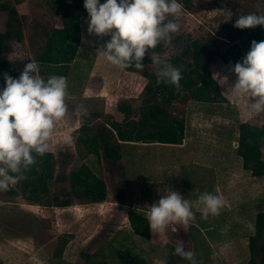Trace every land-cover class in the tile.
Returning a JSON list of instances; mask_svg holds the SVG:
<instances>
[{
    "label": "rangeland",
    "instance_id": "obj_1",
    "mask_svg": "<svg viewBox=\"0 0 264 264\" xmlns=\"http://www.w3.org/2000/svg\"><path fill=\"white\" fill-rule=\"evenodd\" d=\"M7 2L18 13L22 39L9 42L6 55L12 67L9 73H0V88L5 74L18 77L30 60L38 62L41 78L44 65L51 67L53 74L67 71V111L56 122L48 141V152L54 155L56 165L45 201L51 203L57 194L63 200L64 192L69 193L66 182L70 173L76 171L83 176L89 170L100 179L98 186L105 189L106 199L91 204L74 198L70 206L56 208L25 200L18 188V194L12 196L0 190V264H190L174 254V248L181 243L185 250L193 252L195 264H248L253 255L257 259L262 241L257 240L251 253L249 239L254 234L256 213L264 210V144L259 156L246 164L238 143V127L247 119L261 127L264 111H249L246 103H233L222 91L236 79L231 71L234 64L225 61L227 54L233 51L242 59L253 40H264V28L259 25L236 42L226 39V29L239 15H264V0H179L183 6L182 15L175 18L179 30L171 35L164 51L155 54L150 49L145 56L151 60L155 54L163 60L175 55L176 38L180 46L213 38L221 56L209 64V70L226 102L170 106L171 113L174 105L183 110L178 113L185 120L184 131L177 134V144H156L146 153L138 166L144 177L130 176L124 162L79 156L75 138L83 119L90 126L111 120L122 122L124 117L116 108L121 101L133 107L132 119L137 120L147 80L100 58L97 49L110 35H87L86 9L80 19L81 37L93 43L80 39L77 57L69 65L52 67L40 62L37 59L44 34L52 27H62L61 16L45 0ZM7 19V13L0 10L1 33L6 30ZM143 71L155 73L156 66L148 64ZM78 106H83L86 114L78 111ZM66 136L73 139L66 142ZM140 153H133L136 160ZM167 189L190 201L206 191L217 193L223 204L218 214L206 218L193 208V218L187 224L169 225L163 232L151 234L150 241L144 243L132 233L127 211L135 208L146 213ZM173 226L175 232L171 230ZM194 233L206 241L205 246L198 244V250L194 249Z\"/></svg>",
    "mask_w": 264,
    "mask_h": 264
},
{
    "label": "trees",
    "instance_id": "obj_2",
    "mask_svg": "<svg viewBox=\"0 0 264 264\" xmlns=\"http://www.w3.org/2000/svg\"><path fill=\"white\" fill-rule=\"evenodd\" d=\"M49 8L61 16L62 27H52L45 32V42L39 49L37 60L52 67L69 65L74 62L78 54L81 39L80 19L84 11L83 0H45ZM0 10L7 13L5 32H0V73H9L11 62L6 55L9 42H20L22 39L20 18L13 4L7 0H0ZM234 22L229 23L226 29V39L236 42L239 38L252 32L253 28L239 29L234 27ZM178 38L174 41L175 55L163 59L181 69L182 78L179 86L164 83L158 79L155 73L143 71L151 64V60L144 56L142 70L135 68L124 69L130 73L140 74L147 80L141 92V105L138 110V119L133 120L134 109L127 102H118L116 108L124 117L122 122L109 121L90 126L83 119L75 138V145L79 156H94L98 159L114 163H126L129 166L130 176L144 177L138 166L146 153L156 144H177V134L184 131L185 120L178 112L183 110L172 107V113L168 110L173 104L186 105L188 102L201 104L224 103L226 100L220 93L218 83L213 78L209 64L219 56L221 50L213 38L190 41L187 44L178 45ZM165 49V43L161 42L151 49L155 54H160ZM238 54L230 51L225 61L235 64L241 59ZM49 76L44 77L46 80ZM68 84V81H67ZM177 111V112H176ZM247 122V123H246ZM246 123V124H245ZM238 127V143L243 149L241 155L247 164L254 156H259L260 146L264 144V122L261 127L252 125V119L245 120ZM250 123V124H248ZM133 155V153H139ZM35 156V163L28 169L22 170V179L15 185L9 186L5 192L8 195H17L18 188L25 200L45 206L66 208L76 198L87 203H101L106 199V191L98 186L100 179L89 170L83 176L74 171L70 173L67 184L69 193L53 195L51 203L45 201L50 194V186L53 183L55 157L52 153ZM133 155V157H132ZM259 162V161H258ZM261 164V162H260ZM122 167L123 176L126 169ZM122 183L125 181L122 178ZM67 193V194H66ZM63 194V193H62ZM144 211L131 208L127 211V220L132 233L142 242L148 243L151 238L148 220ZM155 231V230H153ZM194 249L198 250V244L206 245V241L194 233ZM257 240H261L259 251L252 256L248 264H264V210L257 212L254 219V234L249 239V248L253 253ZM207 247V246H206ZM206 247L203 251L206 252Z\"/></svg>",
    "mask_w": 264,
    "mask_h": 264
},
{
    "label": "clouds",
    "instance_id": "obj_3",
    "mask_svg": "<svg viewBox=\"0 0 264 264\" xmlns=\"http://www.w3.org/2000/svg\"><path fill=\"white\" fill-rule=\"evenodd\" d=\"M83 7L88 14L87 35H110L97 49L100 58L120 69L142 70L146 51L170 41L180 27L175 18L183 13L179 0H83ZM257 25L264 28V15L248 13L239 15L233 26L247 29ZM81 39L93 43L83 36ZM151 63L156 66L158 79L179 86L180 68L155 54ZM231 71L235 82L226 85L223 94L233 103H246L249 111H264V40H253ZM38 73V62L30 60L18 77L4 75V86L0 88V190L22 179V170L35 163L33 153L42 156L49 150L48 141L55 124L67 111L66 77L50 75L45 80ZM220 79L226 81L227 77ZM77 110L87 112L83 106ZM72 139L65 137L66 142ZM222 204L223 198L217 193L206 191L190 201L167 189L166 194L148 206L145 215L150 230L159 233L177 222L187 224L193 218V208L206 218L218 214ZM171 230L175 232L176 228L173 226ZM174 254L195 264L193 252L185 250L183 243L174 248Z\"/></svg>",
    "mask_w": 264,
    "mask_h": 264
},
{
    "label": "crops",
    "instance_id": "obj_4",
    "mask_svg": "<svg viewBox=\"0 0 264 264\" xmlns=\"http://www.w3.org/2000/svg\"><path fill=\"white\" fill-rule=\"evenodd\" d=\"M61 66H63V65H61ZM44 68H46V69H43L44 71L42 72V74L44 75V77H46V76H50V75H66L67 74V71H66V73H58V72H56V74L54 73L53 74V70H52V68L51 67H45V65L43 66ZM48 70H52V72H50V71H48ZM57 71V70H56ZM46 74V75H45ZM43 77V78H44ZM147 212V211H146ZM150 232H151V234H153V232L150 230Z\"/></svg>",
    "mask_w": 264,
    "mask_h": 264
}]
</instances>
